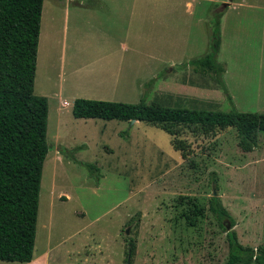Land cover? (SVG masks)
I'll return each mask as SVG.
<instances>
[{
  "label": "rangeland",
  "instance_id": "1",
  "mask_svg": "<svg viewBox=\"0 0 264 264\" xmlns=\"http://www.w3.org/2000/svg\"><path fill=\"white\" fill-rule=\"evenodd\" d=\"M187 1L193 15L185 13ZM78 5L172 7L160 13L169 19L150 29L158 61L142 65L132 57L125 66V56L136 54L107 42V29L88 23ZM216 13L223 83L189 63L211 52ZM81 47L104 55V70L117 65L109 54L122 56L114 69L121 81L60 77L62 64L69 73L82 63ZM146 93L148 103L164 106L264 113V0H44L35 94L48 100L49 152L34 253L49 250L46 264H127L132 244V264H224L228 232L210 211L215 192L231 216L223 224L242 245L264 248V132L246 152L234 128L203 133L183 127L184 153L155 125L72 113L77 98L135 104Z\"/></svg>",
  "mask_w": 264,
  "mask_h": 264
},
{
  "label": "trees",
  "instance_id": "2",
  "mask_svg": "<svg viewBox=\"0 0 264 264\" xmlns=\"http://www.w3.org/2000/svg\"><path fill=\"white\" fill-rule=\"evenodd\" d=\"M43 4L44 0H0V261L20 264L33 259L42 172L49 152L48 100L35 94ZM215 16L211 52L189 63L194 72L223 83L224 67L216 59L220 15ZM147 98L146 93L135 104L77 98L72 113L78 119L155 125L172 135L174 148L184 153L187 145L179 138L183 127L203 133L234 128L246 152L257 146L258 134L264 132V113L170 107L148 103ZM210 211L222 228L225 219L231 220L219 197L211 198ZM227 240L224 264H264V248L242 245L234 230L227 233ZM134 252L132 244L128 256Z\"/></svg>",
  "mask_w": 264,
  "mask_h": 264
},
{
  "label": "crops",
  "instance_id": "3",
  "mask_svg": "<svg viewBox=\"0 0 264 264\" xmlns=\"http://www.w3.org/2000/svg\"><path fill=\"white\" fill-rule=\"evenodd\" d=\"M77 9L84 10L87 12V21L94 26H103L107 31H104L105 36L107 35L109 40L107 42H112L114 44H120V50L126 53H135L134 56H125V66L128 61L134 57L133 60L140 62L143 65L144 60L148 63L151 61H158L157 57L154 53L156 51L155 45H157V40H153V35L151 36L152 28H158V24L161 21L169 19V16L160 15L172 13V7H169L165 10H160L158 7L152 6H136V5H103V6H76ZM70 8L67 7L65 11H68ZM193 7L189 1H187L185 10L187 14H194L195 11H192ZM70 12V11H69ZM82 18L81 15L77 16V19ZM202 19V18H201ZM207 19V18H206ZM206 19L204 21H206ZM102 22V24L100 23ZM156 33V31H155ZM154 34V33H153ZM148 37L150 40H148ZM150 44L153 49L148 47L144 50L143 44ZM172 45V44H170ZM82 52V63L78 65L79 67L71 70L69 73L66 70L65 66L60 71V77H72L73 75H82L85 74L86 79L87 75L90 81L99 84H112L119 83L122 77L119 69L114 72V69L120 68V58L122 56L116 57L115 60L111 55H108V58L117 64L115 67L111 68V66L107 65L109 69L104 70L103 66L106 65L102 60H106V57L101 55L100 53L97 55V50L93 53H88V49L85 47H81ZM101 51V50H99ZM141 60V61H140ZM146 62V63H147ZM105 67V66H104ZM99 69H103V71H99ZM155 74V73H153ZM102 75V76H101ZM75 76V77H76ZM119 80H116L117 78ZM84 77H82V81H86ZM141 83L140 81H138ZM77 97L78 95H74ZM80 96V95H79ZM74 97V98H75ZM76 99H74L75 101ZM73 101V103H74ZM69 104L68 102H63V104ZM35 252V251H34ZM50 254L49 250L43 251L40 256L33 255V259L29 263L25 264H46L45 259L47 255ZM16 263V262H15ZM20 264V263H18Z\"/></svg>",
  "mask_w": 264,
  "mask_h": 264
},
{
  "label": "water",
  "instance_id": "4",
  "mask_svg": "<svg viewBox=\"0 0 264 264\" xmlns=\"http://www.w3.org/2000/svg\"><path fill=\"white\" fill-rule=\"evenodd\" d=\"M226 5L227 4H225L224 7H226ZM133 122L135 123L136 121L133 120ZM214 196L215 197L217 196V193L216 192L214 193ZM224 226H225V224H224ZM225 227H226V229H227L228 232H230L232 230V228H231V226H230L229 223ZM126 234H129V230L128 229L126 230ZM127 264H132V262H131V256L130 255L128 256Z\"/></svg>",
  "mask_w": 264,
  "mask_h": 264
},
{
  "label": "bare ground",
  "instance_id": "5",
  "mask_svg": "<svg viewBox=\"0 0 264 264\" xmlns=\"http://www.w3.org/2000/svg\"><path fill=\"white\" fill-rule=\"evenodd\" d=\"M77 84H78V83H77ZM74 85H76V84L73 83V86H74Z\"/></svg>",
  "mask_w": 264,
  "mask_h": 264
}]
</instances>
